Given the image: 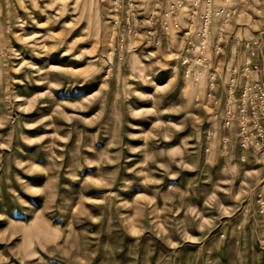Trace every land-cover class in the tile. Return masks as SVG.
Here are the masks:
<instances>
[{"label": "rangeland", "instance_id": "1", "mask_svg": "<svg viewBox=\"0 0 264 264\" xmlns=\"http://www.w3.org/2000/svg\"><path fill=\"white\" fill-rule=\"evenodd\" d=\"M138 1L128 33L115 0H0V264H264V163L152 20L170 1ZM233 5L222 98L264 27V0Z\"/></svg>", "mask_w": 264, "mask_h": 264}, {"label": "built area", "instance_id": "2", "mask_svg": "<svg viewBox=\"0 0 264 264\" xmlns=\"http://www.w3.org/2000/svg\"><path fill=\"white\" fill-rule=\"evenodd\" d=\"M157 3L167 4L164 11H152V20L160 21L162 30L177 33L184 43L178 60L183 67L186 78L190 81H199L207 72L206 80L208 91L207 101H212L216 109V116L220 118L223 132L234 131L239 145L243 149H252L264 163V27L257 31L250 39L240 41L248 56L242 63L241 75L244 81L236 84L238 70L234 67L227 69L226 96L215 94L217 83L221 76L215 65L207 57L208 41L212 33L213 18L218 17L228 22L234 16L231 7L234 0H155ZM220 2L218 7L215 2ZM245 1V0H244ZM116 13L122 16V23L128 33L136 32L138 17L148 12L139 5L138 0H115ZM234 6V5H233ZM180 13H185L191 21L198 24L181 26L173 19ZM117 19L114 23L119 24ZM124 18V21H123ZM153 32V31H152ZM122 45L125 39L122 38ZM223 31L217 36L215 51L219 55L223 49ZM211 138V133H208ZM224 145L229 138L222 137Z\"/></svg>", "mask_w": 264, "mask_h": 264}]
</instances>
